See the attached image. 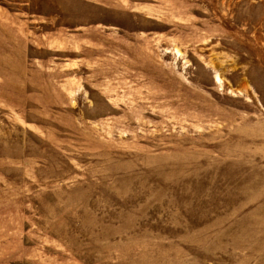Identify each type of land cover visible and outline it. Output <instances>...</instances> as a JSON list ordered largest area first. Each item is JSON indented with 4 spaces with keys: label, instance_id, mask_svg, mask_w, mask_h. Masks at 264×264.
I'll return each instance as SVG.
<instances>
[{
    "label": "rangeland",
    "instance_id": "374dc122",
    "mask_svg": "<svg viewBox=\"0 0 264 264\" xmlns=\"http://www.w3.org/2000/svg\"><path fill=\"white\" fill-rule=\"evenodd\" d=\"M0 264H264V0H0Z\"/></svg>",
    "mask_w": 264,
    "mask_h": 264
}]
</instances>
